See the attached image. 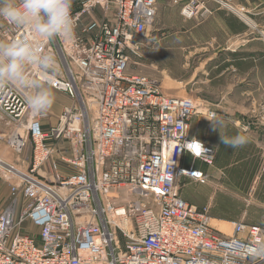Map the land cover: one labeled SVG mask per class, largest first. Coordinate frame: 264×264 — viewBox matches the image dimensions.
I'll use <instances>...</instances> for the list:
<instances>
[{
  "label": "built area",
  "instance_id": "1",
  "mask_svg": "<svg viewBox=\"0 0 264 264\" xmlns=\"http://www.w3.org/2000/svg\"><path fill=\"white\" fill-rule=\"evenodd\" d=\"M158 1L73 0V34L46 45L58 62L50 87L69 99L56 123L49 110L33 117L26 91L0 85V114L32 143L26 171L0 157L10 189L0 210V264H264L252 254L264 247V226L231 220L226 234L176 185L185 153L214 164L213 148L190 135V123L217 112L129 70ZM168 1L184 18L212 15L211 3L245 13L232 0ZM30 35L0 19V39ZM14 134L7 144L19 151L24 136Z\"/></svg>",
  "mask_w": 264,
  "mask_h": 264
},
{
  "label": "rangeland",
  "instance_id": "2",
  "mask_svg": "<svg viewBox=\"0 0 264 264\" xmlns=\"http://www.w3.org/2000/svg\"><path fill=\"white\" fill-rule=\"evenodd\" d=\"M240 1L232 0V3L241 7ZM175 6L178 8H174L173 16L165 19L154 16L147 33L138 37V54L131 57L129 70L155 79L167 94L189 97L209 108L216 106L222 111L244 116L245 121H256L261 126L264 140V80L260 87L247 84L248 88L244 87L241 92L233 87L222 101V93L208 87L206 80L209 57L206 53V34L209 25L194 26V22L179 15L180 5ZM73 8H76L75 4ZM166 36L169 38L164 39ZM47 121L54 124L56 117L51 114ZM206 122L201 120L197 123L196 118H192L191 135L219 142L218 135L207 131ZM21 133L24 144L17 151L8 146L7 138L10 134L19 138ZM222 136L231 137L227 132ZM220 143L224 150L214 151V164L206 167L199 165L205 171L203 179L194 180L180 172L177 174L176 185L180 195L199 208L207 207L213 219L211 223L220 224L226 234L231 233L228 224L231 220L264 226V150H238L239 147L231 148ZM31 156L32 143L25 131L19 130L0 114V157L26 171ZM198 163L202 162L189 157L187 162H180L179 168L193 169L198 167ZM9 191V183L0 180V210L9 198Z\"/></svg>",
  "mask_w": 264,
  "mask_h": 264
},
{
  "label": "crops",
  "instance_id": "3",
  "mask_svg": "<svg viewBox=\"0 0 264 264\" xmlns=\"http://www.w3.org/2000/svg\"><path fill=\"white\" fill-rule=\"evenodd\" d=\"M210 5L215 10L212 15L203 19L198 17L184 18L180 14L179 9L178 13L185 20L194 22L196 24H193L194 26L203 24L209 25L206 34V53L209 55L206 65V80L208 87H213L222 93L223 101L230 94L233 87L241 92L244 87L248 88L247 84H250V86L251 84H255L258 87L263 84L264 0L240 1L239 5L245 8V13L243 15L236 13L231 15L225 12L227 10L217 8L214 3H211ZM175 7L178 8V6H175V4L170 3L168 0H159L156 4L155 17H159L160 19L171 17L174 15ZM96 15L97 17L101 15L99 9L97 10ZM166 38L169 37L166 36L164 39ZM0 41L4 40L0 39ZM52 91L54 92L55 99L54 103L48 110L52 116L57 118L62 106L67 104L69 99L62 92L53 89ZM210 109L217 112V118L208 119L202 115H194L192 118H196L197 123H200L201 120H207L208 122L205 123L207 131L214 134V136L218 135L217 140H219V142L216 143L210 138H205L203 136H199L198 138L192 136L191 119L190 135L193 138L218 152L224 150V147L220 146V135H223L225 132L231 135V137L237 134H243L247 136L248 142L239 147L238 150H264L263 132L260 128L261 126L259 127V124L256 121H245L244 116H238L236 113L228 112L226 110L222 111L216 106ZM218 122L220 124L219 130H214L213 124H217ZM187 157L188 159L190 157L192 160H195L190 154L185 153L182 156L181 161L183 163L184 161L187 162ZM203 164V162L201 164L198 163V167L195 166L193 168L202 171L205 175L204 169L200 167ZM203 166L206 167L208 165L204 164ZM205 182L206 181H204L203 184H205ZM181 196L186 199L182 194Z\"/></svg>",
  "mask_w": 264,
  "mask_h": 264
},
{
  "label": "clouds",
  "instance_id": "4",
  "mask_svg": "<svg viewBox=\"0 0 264 264\" xmlns=\"http://www.w3.org/2000/svg\"><path fill=\"white\" fill-rule=\"evenodd\" d=\"M73 0H0V19L9 26L26 29L30 38L0 41V85L27 92L25 102L33 117L46 112L54 103L50 76L57 74L56 56L46 45L56 38L73 34ZM220 124H213L219 130ZM221 142L238 148L248 142L246 135H220ZM254 256L264 257V247L254 248Z\"/></svg>",
  "mask_w": 264,
  "mask_h": 264
},
{
  "label": "bare ground",
  "instance_id": "5",
  "mask_svg": "<svg viewBox=\"0 0 264 264\" xmlns=\"http://www.w3.org/2000/svg\"><path fill=\"white\" fill-rule=\"evenodd\" d=\"M206 108H208V107H207L205 104H202V107L200 108V110H201V111H205ZM183 170H184V169H181V168H180L179 172H180L181 174H184V173H183ZM219 225H220V224H219ZM226 227H227V226H226ZM226 231H227V230H226Z\"/></svg>",
  "mask_w": 264,
  "mask_h": 264
}]
</instances>
